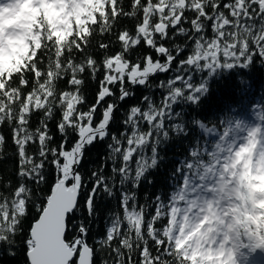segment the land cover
Here are the masks:
<instances>
[{
  "label": "snow or ice",
  "instance_id": "obj_1",
  "mask_svg": "<svg viewBox=\"0 0 264 264\" xmlns=\"http://www.w3.org/2000/svg\"><path fill=\"white\" fill-rule=\"evenodd\" d=\"M83 4L87 7L78 8L73 24L62 18V10L57 11L49 0H41L40 6L32 8L35 15L28 26L33 30V43L26 45L23 57L12 64L7 50H3L0 126L7 124L12 130L17 176L21 179L15 189L0 191V246H7L8 254L16 255V237L23 231L30 206L40 198L33 186L48 183L51 167L55 182L37 205L38 218L24 241L27 264H95L98 252L106 255L102 264H180L182 244L173 242L169 232L176 189L189 177L195 186L196 176L214 163L212 144L199 138L193 142L189 158L181 159L172 174L173 180L179 177L174 191L167 202L159 195L155 197L153 213L147 219L151 206L139 204L136 193L126 185L138 188L148 172L156 169L162 159L159 148L169 141L170 132L189 134L182 122L183 110L174 111V107L196 102L205 91L203 83H194L196 71L247 66L254 55L264 58V0H129L127 7L124 0H83ZM122 18L137 20L134 31H114ZM97 29L101 35L115 36V41L98 43L105 52L99 62L86 52ZM177 36L185 37L193 46L173 68L186 47L167 46L166 42ZM114 43L120 50L108 54ZM139 47L151 49L163 60L151 54L131 58ZM169 72L175 74L158 85L164 90L159 103L150 94L142 96L141 103L129 106L124 114L121 133H112L110 126L120 104L135 96L129 85L151 89V77ZM86 77L92 81L99 77L91 105L84 95ZM61 81H66L67 87L61 88ZM57 112L56 128L62 139L53 146L49 124ZM34 116L39 120L33 128ZM199 128L213 134L204 123H199ZM72 134L76 139L70 144ZM105 141H109L111 174L106 175L103 166L92 172V186L83 206L88 219H94L97 197L104 194L115 198L119 191L122 215H111L105 235L96 241L97 247L88 243L90 228L85 220L74 225L72 217L81 211L79 198L85 178L79 169L86 150ZM5 144L6 137L0 133V158ZM32 148L35 151H30ZM260 252L256 249L249 253V264Z\"/></svg>",
  "mask_w": 264,
  "mask_h": 264
},
{
  "label": "trees",
  "instance_id": "obj_2",
  "mask_svg": "<svg viewBox=\"0 0 264 264\" xmlns=\"http://www.w3.org/2000/svg\"><path fill=\"white\" fill-rule=\"evenodd\" d=\"M129 0H124V4L127 7ZM191 15V14H189ZM136 19L122 18L119 20L114 31L127 28L130 31H134ZM185 27H190L186 24ZM207 35L211 36V30ZM115 41L114 35H101L97 29V34L91 38V42L86 49V52L92 54L99 62L105 56V52L98 48L99 42ZM167 46L172 48L176 45L185 47V51L177 57V60L173 62V68L179 60L185 59L192 49V43L188 42L185 37L177 36L175 39L168 40ZM24 48L20 54L8 62L15 64L18 63V58L23 57ZM120 50V45L114 43L112 47L108 49V54H114ZM151 54L154 58L163 60V57H157L156 53L151 49L145 47H139L134 50L131 58L136 56H143ZM79 57L78 53H74ZM174 72L169 73H157L150 78L152 88H143L140 86L129 88L135 93V96L130 97L128 100L120 104V109L116 113L115 122L110 126V131L119 135L123 129L121 121L124 118V114L127 112L129 106L141 103V97L144 95H152L154 100L159 103L164 90L158 87L161 81H167L169 76L174 75ZM102 77V72H101ZM194 83L197 85L203 83L205 91L199 94V99L196 102L186 101L177 104L174 107V111L183 110L182 122L188 126L189 134L175 135L170 132V139L167 143H164L159 148V155L162 157L156 169L148 172L147 177L143 179L138 188H132V185H126V187L134 191L137 195V201L139 204H148L151 207L147 210V216H151L154 210V199L157 195L167 202L172 191H174V185L179 181V177L173 180L172 174L175 172L176 166L181 159L189 158V148L193 145V142L199 138L201 141L206 139L211 144L219 139L218 134L204 133L203 129L199 128V123H204L206 127H212L215 125L219 128L220 132L223 130L222 121L231 122L233 118H240L244 121H250L253 117H257V112L264 108V58L259 55H254L253 60L247 66L236 65L232 68L220 67L214 71L207 69L203 71H196L193 74ZM87 83L84 88V95L87 99V104L91 105L95 102L96 93L98 91L99 77L96 81H92L86 77ZM61 88L67 87L66 81H61ZM27 91V89L25 90ZM117 90V95H118ZM97 118H99V113ZM39 120V116H34L32 120V127L34 128ZM59 120V112H57L55 119H53L49 127L54 137L53 146L59 145L62 137L56 128V123ZM197 122L193 124L192 122ZM166 123H173L168 122ZM145 128L147 126L145 125ZM0 133H3L6 137V144L3 150V157L0 158V191L9 192L11 189H15L20 179L17 176L18 170V157L16 156V147L12 140V130L5 124L0 126ZM76 139L75 134L70 137V144ZM109 141L100 142L97 145L92 146L86 150L85 159L80 167V171L85 178V189L80 196L81 211L74 214L72 217V223L78 224L81 220L89 225L90 232L88 235V243L93 246L96 245V241L105 235L106 226L111 219L113 213L119 212L122 215V209L119 204L120 192L117 191L115 198H110L107 195L101 194L96 199V217L89 220L86 209L83 206V202L87 197L88 191L92 186L91 174L94 170L103 166V170L106 175L111 174L112 162L107 158L108 148L107 143ZM30 151H35L34 148ZM119 180V177H117ZM151 180L152 183L148 181ZM55 182V170L49 167L48 183L41 185L38 188L34 187L40 198L35 199L34 203L30 206L29 215L25 218L22 225V233L16 237V246L14 251L15 256L8 254L7 246H0V264H27L25 252L26 247L24 241L28 238L29 229L36 218H38L37 205L41 204L42 198L50 193L51 187ZM10 185V187L8 186ZM167 220L163 221L166 224ZM159 226V225H158ZM75 231V229H73ZM98 247V246H97ZM106 258L104 253H99L95 256V264H102V261ZM264 260L263 255H256L251 264H255L258 261Z\"/></svg>",
  "mask_w": 264,
  "mask_h": 264
},
{
  "label": "clouds",
  "instance_id": "obj_3",
  "mask_svg": "<svg viewBox=\"0 0 264 264\" xmlns=\"http://www.w3.org/2000/svg\"><path fill=\"white\" fill-rule=\"evenodd\" d=\"M40 3L0 0V19L6 23L0 47L8 48L9 37L33 43L25 17L35 15L31 9ZM49 3L73 24L78 8L87 7L83 0ZM262 117L264 108L257 112L259 121ZM221 123L222 132L210 127L219 135L212 144L214 163L196 176L195 186L189 177L176 189L169 232L173 242L182 244L180 264H249L250 252L264 251V122L249 125L233 118Z\"/></svg>",
  "mask_w": 264,
  "mask_h": 264
},
{
  "label": "rangeland",
  "instance_id": "obj_4",
  "mask_svg": "<svg viewBox=\"0 0 264 264\" xmlns=\"http://www.w3.org/2000/svg\"><path fill=\"white\" fill-rule=\"evenodd\" d=\"M26 2H29L30 3V0H26ZM31 12L32 9H31ZM33 15L29 14L25 17V19H27L29 22L31 20V17ZM5 28H6V23L3 19H0V36H2L3 32L5 31ZM0 43H2V40H0ZM7 44H8V48H3V47H0V62H3L4 60V55H3V50L6 49L7 50V53H8V61L10 59H13V58H16L20 52L26 48V45L28 44V42L24 39H13L11 37H9L7 39Z\"/></svg>",
  "mask_w": 264,
  "mask_h": 264
}]
</instances>
